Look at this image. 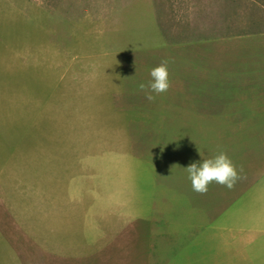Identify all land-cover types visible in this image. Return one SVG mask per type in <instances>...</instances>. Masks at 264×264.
I'll return each instance as SVG.
<instances>
[{
	"label": "rangeland",
	"instance_id": "1",
	"mask_svg": "<svg viewBox=\"0 0 264 264\" xmlns=\"http://www.w3.org/2000/svg\"><path fill=\"white\" fill-rule=\"evenodd\" d=\"M261 75L264 0H0V225L78 264H264L185 170Z\"/></svg>",
	"mask_w": 264,
	"mask_h": 264
},
{
	"label": "crops",
	"instance_id": "2",
	"mask_svg": "<svg viewBox=\"0 0 264 264\" xmlns=\"http://www.w3.org/2000/svg\"><path fill=\"white\" fill-rule=\"evenodd\" d=\"M257 79L264 82V75ZM242 89L232 92L231 110L237 121L232 123L228 154L241 170L242 178L231 189L215 182L209 185L207 198L213 200L215 194L217 215L215 221L206 218L205 229L222 228L224 242L233 239L255 242L257 255L264 257V88L242 86ZM8 227L0 225L3 233L0 239L8 244L0 249V264H78L64 258L62 250L33 248L30 229L25 232V228H20L19 233H14ZM205 229L203 219V234Z\"/></svg>",
	"mask_w": 264,
	"mask_h": 264
},
{
	"label": "clouds",
	"instance_id": "3",
	"mask_svg": "<svg viewBox=\"0 0 264 264\" xmlns=\"http://www.w3.org/2000/svg\"><path fill=\"white\" fill-rule=\"evenodd\" d=\"M151 81L146 85L141 83L139 88L146 92V99L152 101L155 96L152 93L161 94L167 92L171 86L168 61L164 60L150 71ZM191 181L193 191L206 194L208 187L213 182L233 188L242 178L241 170L226 152H219L214 156L203 159L202 162H193L185 168Z\"/></svg>",
	"mask_w": 264,
	"mask_h": 264
}]
</instances>
